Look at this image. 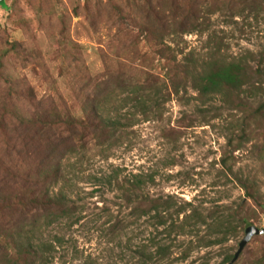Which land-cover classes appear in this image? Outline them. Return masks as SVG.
<instances>
[{
	"label": "trees",
	"instance_id": "1",
	"mask_svg": "<svg viewBox=\"0 0 264 264\" xmlns=\"http://www.w3.org/2000/svg\"><path fill=\"white\" fill-rule=\"evenodd\" d=\"M130 3H113L118 24L111 34L117 40L116 58L104 63L103 70L95 75L81 68L85 78L78 82V115L70 111L60 94L40 98L24 95L30 106L25 103L22 110L14 107L11 93L2 100L4 109L10 112L7 117L4 110L0 112V264H49L55 247L42 240V234L62 219L69 225L79 222L80 209L64 193V184L69 181L62 164L64 158L74 156L82 161L94 149L103 157L110 156L134 133V125L160 120L165 103L173 97L182 99L188 88L201 104L219 100L221 110L228 112V133L219 163L225 178L243 190L246 201L235 206L217 205L206 213L192 206L177 222L189 203H179L171 195H149L145 187L154 182L151 175L133 174L119 179L118 172H114L93 178L100 188L114 186L121 191L132 219L115 216L108 233L117 235L135 220L148 216L149 223L156 228L162 226L167 237L172 232L195 236L181 253L185 259L192 249L223 243L251 225L241 215V210L250 206L248 200L257 216L264 214V180L259 177L264 178V49L226 54L227 35L213 28L210 19L211 14L219 12L226 24L240 17L244 27H251L252 21L257 25L264 22V0ZM244 27L240 28L242 34ZM190 33L206 34L201 47L204 50L187 49L184 35ZM18 46L14 41L10 49L15 51ZM237 150H246L257 163L254 171L233 168L237 159L233 152ZM59 181L62 184L54 191ZM200 226L206 229L201 235ZM256 236L264 237V233ZM154 244V253L137 250L142 254L140 264L167 256L168 245ZM233 255L225 252L223 262Z\"/></svg>",
	"mask_w": 264,
	"mask_h": 264
},
{
	"label": "rangeland",
	"instance_id": "2",
	"mask_svg": "<svg viewBox=\"0 0 264 264\" xmlns=\"http://www.w3.org/2000/svg\"><path fill=\"white\" fill-rule=\"evenodd\" d=\"M129 1L132 3L133 0ZM123 2L1 0L0 112L4 110L6 117L10 112L2 104L6 93L13 95L12 103L17 110L26 108V97L60 94L70 111L78 115V82L85 78L84 71L88 75L100 73L104 63L116 58L117 40L111 37L118 26L113 3L124 5ZM220 14L214 12L210 19L213 28L221 29L227 35L229 48L225 50L226 54L264 49V22L255 25L251 20V27H244L241 18L234 17V22L226 24ZM241 27L245 29L243 34ZM184 39L187 49L204 50L201 47L206 34L190 33L184 35ZM14 41L19 43L15 51L10 49ZM20 96L23 99L19 100ZM194 96L195 92L188 88L182 99L173 97L165 103L160 120L138 122L132 127L134 133L129 135L130 138L113 149L108 157L94 149L82 161H77L74 156L62 160L69 178L64 184L67 186L64 193L80 209L79 222L69 225L62 219L42 234V240L52 242L55 247L49 264H140L142 254L137 250L154 253V243L168 245V254L158 262L155 260L156 263L148 260L147 264H229L230 261L223 262L224 253L237 251L245 228L223 243L192 249L185 259L181 258V253L195 236L172 232L167 237L161 231L162 226L156 228L149 223L148 216L140 217L112 236L107 230L111 221L115 216L132 219L131 208L125 206L119 189L114 186L100 188L101 184L93 178L114 172H118L119 179L133 174L153 176L154 182L145 187L149 195H171L179 203L190 204L178 215L177 222L192 206L206 213L208 208L217 205L235 206L246 201L243 190L235 181L225 178L219 163L225 150L226 124L230 116L226 110H221L219 100L201 104ZM204 109L206 112L202 113L200 110ZM233 154L237 156L234 169L244 172L256 169L257 163L248 157L246 150H237ZM73 163L75 165L71 166ZM259 177L264 180L261 175ZM61 184L59 181L53 187L54 191ZM261 191L264 193V184ZM248 203L254 207L250 200ZM250 206L242 209L241 215L246 216L251 225L264 228V214L257 216ZM205 230L200 226L199 234ZM255 261L264 264V237L256 234L250 237L231 264H255Z\"/></svg>",
	"mask_w": 264,
	"mask_h": 264
},
{
	"label": "water",
	"instance_id": "3",
	"mask_svg": "<svg viewBox=\"0 0 264 264\" xmlns=\"http://www.w3.org/2000/svg\"><path fill=\"white\" fill-rule=\"evenodd\" d=\"M1 1V0H0ZM264 233V228H258L255 225H249L245 228V233L243 238L240 240L239 245H238V249L237 251L234 253L232 259L230 260L229 264H231L238 256L239 252L241 251V249L243 248V246L246 244V242L250 239V237L252 235L255 234H262Z\"/></svg>",
	"mask_w": 264,
	"mask_h": 264
}]
</instances>
